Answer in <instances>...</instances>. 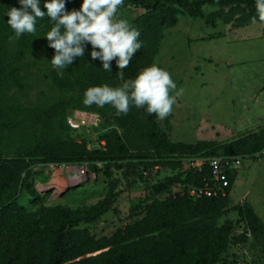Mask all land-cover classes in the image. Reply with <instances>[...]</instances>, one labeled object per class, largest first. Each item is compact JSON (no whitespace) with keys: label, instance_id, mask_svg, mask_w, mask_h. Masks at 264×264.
Segmentation results:
<instances>
[{"label":"rangeland","instance_id":"rangeland-1","mask_svg":"<svg viewBox=\"0 0 264 264\" xmlns=\"http://www.w3.org/2000/svg\"><path fill=\"white\" fill-rule=\"evenodd\" d=\"M18 1L0 0V201H18L27 214L16 226L10 219L0 223V264H124L119 256L127 249L137 251L139 264H152L165 254L163 233H177L171 227L152 232L162 216L188 227L192 259L202 254L208 238L202 225L229 223L231 241L217 264H264V149L252 154L245 144L233 143L264 127V22L225 24L228 9L204 6L212 22L206 24L172 6L177 23L145 36V52L134 70L157 65L177 86L170 95L182 90L172 112L162 120L156 116L160 132L173 144H215L196 154L164 156L141 138L142 108L131 105L118 117L111 105L84 104L87 89L116 88L117 74L124 75L116 59L104 70L102 61L91 58L99 49L85 43L83 57L74 58L61 77L51 64L55 50L45 39L49 24L37 19L36 32L19 38L7 24L6 12L18 9ZM82 3L65 0V9L78 11ZM117 17L136 30L151 18L136 5L119 8ZM74 112L87 122L69 129L64 121ZM219 153L237 155L243 163L234 171L225 203L204 214L182 201L190 197L186 175ZM80 169L84 176L74 179ZM26 174L33 178L36 203L22 184ZM160 185L166 187L159 190ZM61 214L91 220L70 228L86 239L81 253L56 262L50 241ZM11 227L18 238L35 228L42 238L39 248L22 250L7 234ZM174 264L188 261L179 257Z\"/></svg>","mask_w":264,"mask_h":264},{"label":"trees","instance_id":"trees-1","mask_svg":"<svg viewBox=\"0 0 264 264\" xmlns=\"http://www.w3.org/2000/svg\"><path fill=\"white\" fill-rule=\"evenodd\" d=\"M46 0H40L41 10L45 12V8L42 7ZM127 5H136L143 8L148 16L151 18L147 21H144L138 31L140 33L138 40L141 42V48L133 55V58L129 66L124 70L123 79L118 80L113 85L116 88H119L123 85L125 81L134 80L145 68L150 67L149 64L142 66L140 71L137 72L134 70L133 63L134 61L142 56L145 52L144 40L146 35L156 34L158 30L164 27H170L177 23V17L173 12L174 9L172 6H177L179 9L189 13L193 17H198L205 21L206 24H212L208 16H206L202 7L204 6H213L219 8L221 11L228 9V12L224 14L225 24L234 22L238 26H245L250 22H258L259 16L256 9V0H124L123 5L120 8H124ZM18 9L22 6L18 1ZM29 12L31 10L29 9ZM242 13L239 17H235L236 14ZM42 22L49 24L51 27H54V22L50 20L47 16L43 19H38ZM158 26V27H157ZM63 30V29H62ZM159 67V66H158ZM160 68V67H159ZM140 118L142 119L143 127L139 131L142 140L148 144L151 149H153L158 154H163L172 156L175 154H196L201 151H205L213 147L214 143L201 142L197 145H185V144H173L170 143L167 136L164 133H161L159 126L156 122V115L149 114L147 107H144L140 110ZM67 128L71 129L66 120L64 121ZM129 133V131H128ZM133 134H136V131H133ZM235 145L245 146L246 152L248 153H258L264 149V127L259 128L257 131H250L243 134L241 137L233 141ZM245 144V145H244ZM138 149V148H137ZM212 156H237L232 153H219ZM209 156V157H212ZM93 158L88 157V160ZM236 172L230 173L229 176V188L231 183L236 178ZM208 178V173L206 168H202L201 171L188 173L186 175V180L190 185H199ZM33 178L31 175L26 174L22 180L24 189L27 191L29 198L32 202L36 203V198L38 194L32 187ZM166 185H160L162 190ZM161 192V191H160ZM1 197V196H0ZM3 197V196H2ZM186 198V199H185ZM226 197H215V198H205L200 197L198 199H191L184 195V199L188 202L194 203V209L201 210V213L207 214L210 210L218 208L220 205L225 203ZM185 202V201H184ZM109 202L106 204L108 205ZM180 205V203H178ZM105 209V208H104ZM100 211L97 216H99L103 211ZM161 209L166 212L165 205H161ZM27 214V206L19 203L18 201H8L7 199L4 202L0 201V223L3 221L8 222L10 219L12 223L16 226L18 221L23 219ZM45 218V216H42ZM41 217V218H42ZM57 228L54 232V236L50 241L51 249L55 254H57L56 262H61L62 259L74 257V259L81 253L83 243L85 242V237L75 236V233L70 230L74 225L80 221H90L86 216H76L68 217V215H59L57 219ZM165 216H162L160 219L156 220L155 226L152 229V232H160L164 229H169V227L176 229V235L164 234V237L167 241L164 244L165 254L163 256L157 255L152 264H174V261L177 258H184L188 261V264H217L219 258L227 251L229 243L231 241V232L232 228L229 223H223L219 227H206L202 225L204 233L208 236L206 241L202 244V254L192 259L190 257V249L193 235L189 231L187 226H180L174 220L166 221ZM179 227V228H177ZM18 232L17 228H9V234L11 238L15 241L16 244L30 252L33 249L39 248V242L42 238L39 236V233L35 228L20 233L21 237H16L15 233ZM187 236L190 238L188 239ZM90 245H91V240ZM25 244V245H24ZM120 259L123 260L124 264H139V255L137 251L132 249H127L126 251L121 252ZM69 258V259H70ZM65 260V259H64Z\"/></svg>","mask_w":264,"mask_h":264},{"label":"clouds","instance_id":"clouds-1","mask_svg":"<svg viewBox=\"0 0 264 264\" xmlns=\"http://www.w3.org/2000/svg\"><path fill=\"white\" fill-rule=\"evenodd\" d=\"M19 3L20 9L11 8L6 12L7 24L14 31L15 38L25 33L34 34L37 19L47 16L54 22L45 39L55 50L51 64L61 77L74 58L83 57L85 43L99 49L91 52V58L102 61L103 69L108 72L114 59L119 69L127 68L142 46L138 40L139 31L117 17L124 0H83L80 9L71 12L66 11L65 0L45 3L46 12L41 10L40 0H19ZM256 9L259 20L264 22V0H256ZM117 75L123 79V71ZM176 87L169 72L152 65L119 88L103 85L87 89L84 104L101 108L111 105L118 117L127 115L131 105L137 108L146 106L149 114L162 120L172 112L176 96L182 93L181 90L175 96L170 95Z\"/></svg>","mask_w":264,"mask_h":264},{"label":"built area","instance_id":"built-area-1","mask_svg":"<svg viewBox=\"0 0 264 264\" xmlns=\"http://www.w3.org/2000/svg\"><path fill=\"white\" fill-rule=\"evenodd\" d=\"M86 122L85 116L79 112H74L66 118V123L71 129H78L85 125ZM242 163L243 159L239 156H212L205 158L197 165L196 169L201 171L202 168H206L208 178L199 185L190 186L188 195L191 199L226 197V190L230 185V173L240 169ZM84 174V169L76 170L74 179L82 178Z\"/></svg>","mask_w":264,"mask_h":264}]
</instances>
